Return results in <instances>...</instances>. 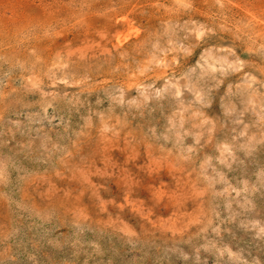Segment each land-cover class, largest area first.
<instances>
[{
  "label": "rangeland",
  "instance_id": "1",
  "mask_svg": "<svg viewBox=\"0 0 264 264\" xmlns=\"http://www.w3.org/2000/svg\"><path fill=\"white\" fill-rule=\"evenodd\" d=\"M0 264H264V0H0Z\"/></svg>",
  "mask_w": 264,
  "mask_h": 264
}]
</instances>
